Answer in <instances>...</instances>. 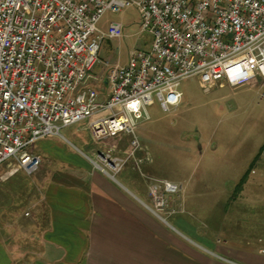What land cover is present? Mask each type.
<instances>
[{
	"label": "built area",
	"instance_id": "1",
	"mask_svg": "<svg viewBox=\"0 0 264 264\" xmlns=\"http://www.w3.org/2000/svg\"><path fill=\"white\" fill-rule=\"evenodd\" d=\"M127 6L137 8L151 45L93 84L101 43L123 31L96 25ZM188 78L205 90L249 82L264 99V0H0V166L14 159L32 174L40 158L30 145L84 121L95 142L130 137L125 159L100 157L118 172L140 149L135 131L147 107H176ZM152 191L161 210L179 187Z\"/></svg>",
	"mask_w": 264,
	"mask_h": 264
},
{
	"label": "rangeland",
	"instance_id": "2",
	"mask_svg": "<svg viewBox=\"0 0 264 264\" xmlns=\"http://www.w3.org/2000/svg\"><path fill=\"white\" fill-rule=\"evenodd\" d=\"M110 23L121 24L122 37H106L101 43L98 63L91 74L93 84L113 67L124 66L130 51H147L151 45V36L141 32V17L135 6L105 12L96 28L106 34ZM178 91L182 97L176 107L163 111L156 101L147 107L148 120L139 123L135 131L140 149L120 171L113 172L100 157L109 153L112 158L125 159L130 137L95 142L83 121L30 145L28 151L40 158L32 174L20 170L14 159L2 164L0 185L10 182L19 201L29 190L38 206L43 168L51 165L58 169L61 160L53 157L43 161L40 150L49 147L50 151L83 159L92 170L111 179H132L146 193L147 210L164 222L166 212L182 209L178 194L181 185L189 182L202 190L207 188L208 194L222 195L220 204L209 206L213 208L210 211L206 208L204 215L196 211H192L196 215L179 213L178 217L190 224L185 227L194 232L192 240L188 238L189 244L203 240L229 248L230 256L238 253L236 249L243 255H264V159L260 156L264 145V99L259 97V88L246 82L237 86L215 84L205 90L198 78H188L180 81ZM246 173L240 190L235 191ZM166 182L175 183L179 191L170 198L164 196L167 200L160 210L155 207L152 188L156 186L162 193ZM217 184L219 188L211 187Z\"/></svg>",
	"mask_w": 264,
	"mask_h": 264
},
{
	"label": "crops",
	"instance_id": "3",
	"mask_svg": "<svg viewBox=\"0 0 264 264\" xmlns=\"http://www.w3.org/2000/svg\"><path fill=\"white\" fill-rule=\"evenodd\" d=\"M48 148L40 150L43 161L61 160L58 169L44 166L38 206L29 190L19 201L10 182L0 185V264H264L257 252L230 256L219 244L188 243L194 232L179 213L204 215L221 193L186 182L178 194L182 209L166 212L163 222L132 179H111Z\"/></svg>",
	"mask_w": 264,
	"mask_h": 264
},
{
	"label": "trees",
	"instance_id": "4",
	"mask_svg": "<svg viewBox=\"0 0 264 264\" xmlns=\"http://www.w3.org/2000/svg\"><path fill=\"white\" fill-rule=\"evenodd\" d=\"M253 162H254V160L251 162V164L249 165V167H252L253 166ZM246 175H247V173L240 179L239 183L235 187V191L240 190V187H241L243 181L245 180Z\"/></svg>",
	"mask_w": 264,
	"mask_h": 264
},
{
	"label": "water",
	"instance_id": "5",
	"mask_svg": "<svg viewBox=\"0 0 264 264\" xmlns=\"http://www.w3.org/2000/svg\"><path fill=\"white\" fill-rule=\"evenodd\" d=\"M101 156H102V154H101Z\"/></svg>",
	"mask_w": 264,
	"mask_h": 264
}]
</instances>
